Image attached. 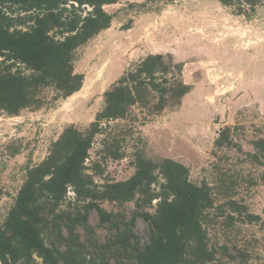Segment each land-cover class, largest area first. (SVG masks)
Returning a JSON list of instances; mask_svg holds the SVG:
<instances>
[{"label": "trees", "instance_id": "trees-1", "mask_svg": "<svg viewBox=\"0 0 264 264\" xmlns=\"http://www.w3.org/2000/svg\"><path fill=\"white\" fill-rule=\"evenodd\" d=\"M123 1L128 0H0V111L17 117L23 110L43 108L47 91L54 101L79 92L84 77L74 70L75 52L110 28L112 16L104 7ZM216 1L237 7L240 15L246 14L245 6L253 12L264 2ZM181 71L170 57L146 56L104 92L103 108L85 130L66 127L45 159L26 168L0 225V264H229L237 258L246 262L248 254L235 246H209L206 226L208 212L215 208L226 228L236 222L263 223L238 199L241 191L248 193L264 183L263 137L251 142L253 152H245L234 139L237 127L221 129L213 142L212 183L197 185L184 165L171 159L153 162L140 153L134 157V173L124 181L98 185L86 173L85 162L103 123L124 120L135 106L157 115L180 104L189 93ZM232 150L236 157L229 165L232 159L225 151ZM108 152L113 160L122 158L118 148ZM242 164L261 171L236 170ZM70 191L73 202L62 209ZM153 201L155 208L149 212ZM105 203L133 204L134 209L128 216L106 211ZM72 205L80 208L72 210ZM89 211L97 213L99 226L107 231L105 239H96ZM138 218L149 228L144 244L133 230Z\"/></svg>", "mask_w": 264, "mask_h": 264}, {"label": "rangeland", "instance_id": "rangeland-1", "mask_svg": "<svg viewBox=\"0 0 264 264\" xmlns=\"http://www.w3.org/2000/svg\"><path fill=\"white\" fill-rule=\"evenodd\" d=\"M244 9L246 14L240 15L237 7L216 0H128L104 7L112 16L110 28L75 52L74 70L84 77L81 90L58 101L47 91L43 108L23 110L17 117L0 111V225L26 168L45 159L66 127L85 130L102 110L104 92L151 54L182 66L181 80L189 93L160 114L135 106L124 120L103 123L85 162L96 184L128 179L139 153L153 162L171 159L184 165L197 185L212 183L213 142L226 126L237 127L235 141L245 152H253L251 142L264 138V2L253 12ZM117 148L122 158L113 160L108 151ZM225 153L232 159L228 164H234L236 153ZM236 167L245 173L261 171L248 164ZM67 197L62 209L73 202L71 191ZM238 199L263 223L236 222L230 229L216 208L210 210L209 246L227 243L228 250L235 246L248 254L246 262L237 258L229 264H264V183L248 193L241 191ZM103 208L129 216L134 206L105 203ZM154 208L155 201L148 211ZM87 218L96 239H105L107 231L99 226L97 213L89 211ZM133 230L142 244L148 241L149 228L141 218Z\"/></svg>", "mask_w": 264, "mask_h": 264}]
</instances>
